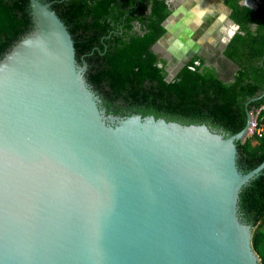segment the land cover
<instances>
[{"label":"water","instance_id":"obj_1","mask_svg":"<svg viewBox=\"0 0 264 264\" xmlns=\"http://www.w3.org/2000/svg\"><path fill=\"white\" fill-rule=\"evenodd\" d=\"M30 6L0 59V264H262L239 211L253 112L232 135L107 113L53 2Z\"/></svg>","mask_w":264,"mask_h":264},{"label":"trees","instance_id":"obj_2","mask_svg":"<svg viewBox=\"0 0 264 264\" xmlns=\"http://www.w3.org/2000/svg\"><path fill=\"white\" fill-rule=\"evenodd\" d=\"M49 1L73 36L78 63L88 62L86 77L107 113L207 123L232 135L246 127L248 110L264 106V97L251 101L264 93V0H255L256 8L223 0L239 25L223 51L238 67L232 81L200 56L169 79V62L155 48L173 14L169 0ZM34 27L30 0H0V59ZM260 117L264 123V108ZM237 144L243 171L264 161V136ZM239 206L243 219L256 226L253 246L264 264V170L243 188Z\"/></svg>","mask_w":264,"mask_h":264},{"label":"crops","instance_id":"obj_3","mask_svg":"<svg viewBox=\"0 0 264 264\" xmlns=\"http://www.w3.org/2000/svg\"><path fill=\"white\" fill-rule=\"evenodd\" d=\"M173 2V0H171ZM182 5L180 8H177V10L174 12L173 15H176V13L182 12V10L185 8L187 9L186 19L185 21L177 22L178 25H185L189 28V31L187 33V45L183 42L184 35L183 34H177L178 30L176 24L173 22L175 21V18L172 20V24L170 21L171 28L169 29V45L175 49L177 52V55L180 57H189L192 58L194 56H200L204 59H208L211 54V48L213 49V46L211 47V37L209 39L208 34H206L207 30H209V23L215 25L219 23H223L224 26L220 29L221 34L218 35V38H221L222 34L229 33L228 37L226 38L224 42V47L221 49V53L218 56V58L215 61V64L218 67L219 73L221 75V71L224 70V65L233 67L234 68V75L237 71V66L230 61L227 57L223 55L224 48L227 45V41L231 36H234L236 33V23L232 21L229 18L230 11L228 10V7L225 5L223 0H182L180 2ZM229 19V23L225 24V20ZM228 26V27H227ZM229 31V32H228ZM177 35V36H176ZM178 36L180 38H178ZM177 37V38H176ZM223 37V36H222ZM179 39V40H178ZM160 44V43H159ZM217 44V43H216ZM215 44V45H216ZM219 45V44H218ZM209 55V56H208ZM185 63H181V66L179 69L184 65ZM178 69V70H179ZM225 71V70H224ZM222 78V77H221ZM230 79L231 81L233 80ZM223 79V78H222Z\"/></svg>","mask_w":264,"mask_h":264},{"label":"rangeland","instance_id":"obj_4","mask_svg":"<svg viewBox=\"0 0 264 264\" xmlns=\"http://www.w3.org/2000/svg\"><path fill=\"white\" fill-rule=\"evenodd\" d=\"M181 1L182 0H173V2H172L171 0H169V3H170L171 8L173 10V14L177 10V8H180V6L182 5L180 3ZM242 2H244L246 5H249L251 7L256 6L255 0H243ZM185 13H187V9L184 8L182 10V12L176 13V15L172 14L171 17L166 22V27L168 29V28H171V26H174V25L170 26L169 24H170V21L172 24V20L175 18V21L173 23L176 24V26H174V27H177V30H178L177 34H179V36H180V34H183V35L185 34L184 35L185 40H183V42L186 43V45H187V43H188V41L186 40L187 39V33H188L189 28L191 26L188 28L185 25L183 26V25L177 24V22L187 20ZM229 18H230V16H229ZM227 23H229V19L225 20V24H227ZM209 24H210L209 28H208L209 30H207L206 34H208L209 39L211 37L210 41L212 44L211 47L213 46V49L211 48V54H209L210 56L208 55L209 56L208 59L210 61L214 62V60H216L218 58V56L220 55L221 49H222V47H224V42H225L226 38L228 37L229 33L228 34L224 33V35L222 34L223 37L221 36V38H218V35L221 34L220 29L224 26V21H223V23L221 22V23L215 24V25H213L211 23H209ZM179 36H178V38H180ZM169 40H170V35H169V29H168L166 35L159 41L160 44H157L158 46H156V50L158 51L159 54H161L162 56L167 58V60L169 62L170 75L173 76L177 73L179 67L181 66V63H185L186 60L189 59V57H183V58L181 56L179 57L177 55V52L175 51L176 48H174V47L171 48V46L169 45ZM233 67L235 68V66H233ZM233 67H229V66L224 65L225 71L224 70H223V72L221 71V77L224 80L228 81V80L233 78V74H234V68Z\"/></svg>","mask_w":264,"mask_h":264},{"label":"built area","instance_id":"obj_5","mask_svg":"<svg viewBox=\"0 0 264 264\" xmlns=\"http://www.w3.org/2000/svg\"><path fill=\"white\" fill-rule=\"evenodd\" d=\"M264 108L261 107L257 112H253L252 114V122H251V126L249 128V136L252 135H258L259 137H263L264 136V123L261 122V117H260V113L262 111V109Z\"/></svg>","mask_w":264,"mask_h":264},{"label":"flooded vegetation","instance_id":"obj_6","mask_svg":"<svg viewBox=\"0 0 264 264\" xmlns=\"http://www.w3.org/2000/svg\"><path fill=\"white\" fill-rule=\"evenodd\" d=\"M135 29L140 31V25H139V24L136 25ZM158 44H159V42H158ZM156 46H158V45H156ZM156 46H155V48H156ZM83 60H84V59H83ZM205 60H207L209 64H211V63H215V61H216V60H214V62H211L209 59H205ZM82 64H83V63H82ZM215 65H216V64H215ZM216 67H217V65H216ZM217 70H218V67H217ZM177 72H178V71H177ZM218 72H219V70H218ZM219 74H220V73H219ZM220 76H221V75H220ZM172 77H173V76L169 75V79H172ZM233 79H234V78H233Z\"/></svg>","mask_w":264,"mask_h":264}]
</instances>
